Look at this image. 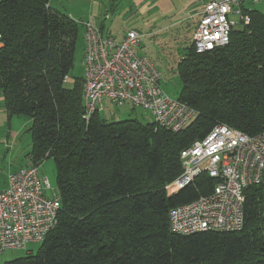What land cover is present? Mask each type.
Returning a JSON list of instances; mask_svg holds the SVG:
<instances>
[{
  "label": "trees",
  "instance_id": "16d2710c",
  "mask_svg": "<svg viewBox=\"0 0 264 264\" xmlns=\"http://www.w3.org/2000/svg\"><path fill=\"white\" fill-rule=\"evenodd\" d=\"M227 45L178 61V100L196 112L181 130L136 118L84 117L82 75L71 85L77 21L50 0H0V93L9 118L30 120L28 161L55 163L56 223L35 252L5 264H264V195L244 189L238 231L176 234L171 207L210 192L206 172L169 195L182 172L179 152L213 126L264 131V12ZM84 47V45H83ZM3 253V252H2Z\"/></svg>",
  "mask_w": 264,
  "mask_h": 264
},
{
  "label": "built area",
  "instance_id": "2783aa9c",
  "mask_svg": "<svg viewBox=\"0 0 264 264\" xmlns=\"http://www.w3.org/2000/svg\"><path fill=\"white\" fill-rule=\"evenodd\" d=\"M257 1V0H253ZM243 0H208L193 31L197 53L227 45L230 32L247 24ZM230 14L239 22L230 20ZM84 58L82 69L84 117L104 107V102L122 107H142L158 125L181 130L195 110L161 87L162 72L147 56L138 54L140 32L129 30L122 39L105 35L90 21L82 22ZM181 174L165 185L171 195L206 172L215 180L210 192L168 212L176 234L202 231H238L244 225V189L260 185L264 195V131L249 135L225 124L213 126L179 152ZM39 164L30 161L11 172L6 188L0 190V253L40 242L56 223L59 197L47 196L52 189L40 176Z\"/></svg>",
  "mask_w": 264,
  "mask_h": 264
},
{
  "label": "rangeland",
  "instance_id": "374dc122",
  "mask_svg": "<svg viewBox=\"0 0 264 264\" xmlns=\"http://www.w3.org/2000/svg\"><path fill=\"white\" fill-rule=\"evenodd\" d=\"M95 1H99L100 6L109 5L112 2V0ZM245 1L246 6L251 4L249 0ZM50 3L52 8L66 14H72L73 19L77 21L78 39L73 56L74 65L71 70L72 77L71 81L68 83L71 85V82L75 77L82 75L84 58L82 22L87 19L86 13L89 9V3L85 0H50ZM252 6L261 9L264 12V0H258V2ZM110 15L112 17L114 16L112 11ZM99 16L100 14L91 19H93V22L98 23L100 21ZM229 18L230 20L239 22V17L235 14L230 15ZM107 22L109 23V21ZM237 27L239 28L240 25ZM169 39L170 36L166 35H163V37H160L159 35L142 36L139 41V45L135 48V51L138 54L148 56L154 61L162 72L161 87L163 91L168 96L176 98L179 96L181 90L178 61L183 54L187 53L188 49L191 47L192 40L189 34H187L185 38L181 39V42L177 44L173 43ZM99 113L108 121L122 120L125 118H136L142 123L153 121L151 113L142 107H131L128 104L122 107H117L108 101L104 102V107L99 110ZM27 119V117L20 116L18 120L23 122V120ZM27 127H29V124L26 127H22L20 124L14 125L10 123L7 125L6 122V125L3 126L0 122V187L4 185V182L7 179L6 175L10 170L26 165V154L31 146V137L27 131ZM38 171L39 175L47 177L49 183L51 184L52 189H47L46 195H57L58 192L56 188L54 160L52 158L44 159L42 163L39 164ZM39 245V242H31L28 243L25 248L6 249L3 253H0V264H5V261L24 256L27 253V250L35 252Z\"/></svg>",
  "mask_w": 264,
  "mask_h": 264
},
{
  "label": "crops",
  "instance_id": "0c3cea01",
  "mask_svg": "<svg viewBox=\"0 0 264 264\" xmlns=\"http://www.w3.org/2000/svg\"><path fill=\"white\" fill-rule=\"evenodd\" d=\"M85 1L89 3L88 14L86 13L87 19H85V21L93 22V19L91 18H95L100 14V21L98 23H93L95 25L97 24L105 35L114 36L120 40L124 37L127 31L133 29L138 32L141 31L140 39L142 36L159 35L160 37H163V35H166L170 36V41L177 44L180 43L181 39L185 38L187 34H189L192 40L193 31L201 16L203 5L208 0H112L109 5L102 6H100L99 1ZM249 2L251 4L246 6V1L243 0L241 5L242 9L255 8L252 5L258 2V0H249ZM259 10L262 11L261 9ZM111 11L114 14L113 17L110 15ZM69 15L73 18L72 14ZM107 21H109V23ZM19 118L20 116L8 117L7 111L4 108V99L0 93L1 124L5 126L7 122V125L10 123L14 125L20 124L22 127H26L28 124L30 125L29 119L21 122L18 120ZM27 162L28 159L26 158L25 164H27ZM20 167L10 170L7 175ZM7 175L6 177H8ZM6 186L7 179L5 180L4 185L0 187V190L6 188Z\"/></svg>",
  "mask_w": 264,
  "mask_h": 264
}]
</instances>
